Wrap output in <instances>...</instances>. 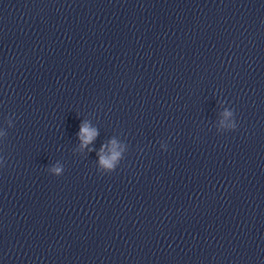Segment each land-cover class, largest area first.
<instances>
[{"label":"clouds","instance_id":"1","mask_svg":"<svg viewBox=\"0 0 264 264\" xmlns=\"http://www.w3.org/2000/svg\"><path fill=\"white\" fill-rule=\"evenodd\" d=\"M224 116L225 117L233 116V112L225 111ZM236 126L237 125L235 122L228 125V127L231 130H235ZM97 135H98V131L96 129L89 128L87 124H82L80 128V132L78 133V136L82 141L81 147H85L88 144H90L96 138ZM112 145H113V151L110 156H105L98 153V155H100L99 165L104 169H106V171L109 173L116 169V164L120 159V152L115 150L116 147L115 140L112 141ZM89 151H92V149H89ZM101 153H103V146L101 147ZM3 164H4V158L0 157V166H2ZM51 171L55 173V176H60L62 175L64 169L62 167H55Z\"/></svg>","mask_w":264,"mask_h":264}]
</instances>
